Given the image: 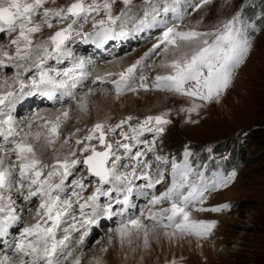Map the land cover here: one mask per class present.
<instances>
[{
	"label": "snow or ice",
	"instance_id": "snow-or-ice-1",
	"mask_svg": "<svg viewBox=\"0 0 264 264\" xmlns=\"http://www.w3.org/2000/svg\"><path fill=\"white\" fill-rule=\"evenodd\" d=\"M114 2L0 0V38L7 36L6 42L0 43V264H68L70 259L72 264H81V256H74L73 244L83 247L86 228L102 215H122L134 207V195L147 198L149 189V205L167 206L157 207L147 217L152 221L151 228L144 223L143 212L141 216L118 221L115 234L121 246H131L133 236H142L145 250L150 248L153 238L160 241L162 237L170 243L195 238L200 247L201 241L212 235L218 221L194 218L192 211L220 213L232 207L224 202L205 208L204 202L211 192L233 183L237 177L235 167L230 171L218 167L208 175L209 164L201 165L199 157L194 164V153L188 145L184 146L182 158L157 153V139L172 123L168 118L171 109L137 119L134 124L130 123L134 119L131 115L117 124L98 121L87 130V135L78 136L77 128L62 139L61 124L69 118V108L62 107L52 118L33 113L27 121H18L12 114L18 100L39 93L54 105L63 104L65 98L75 101L78 112L86 115L88 96L94 89L89 87L87 93L79 96L76 89L78 85L83 87L82 82L92 75L88 70L91 62L77 57L68 45L77 37L101 44L131 31L160 26L163 30L148 52L111 79L115 98L140 88L147 90L149 84L142 74L145 58L162 51L161 67L166 71L155 76L151 88L186 97L190 103L179 111L188 114V122L196 123L191 114H198L209 103L220 102L253 49V33L264 29V10L247 17L244 5L229 18L201 31L200 20L186 29L179 26L178 22L186 16L180 0H142L138 5L133 0H121L123 7L118 14L113 13ZM208 3L210 0H199L193 11ZM168 13L172 14L171 21L166 18ZM129 23L131 29L126 27ZM86 24H90V30H84ZM52 60L57 65L67 60L70 67H50ZM5 69L14 70L13 75L4 74ZM112 76L113 73L105 72L95 79L103 81ZM37 119L41 120L38 126L34 124ZM20 124H25L27 130L20 128ZM117 130L120 138L112 139ZM144 133L152 134L151 142L142 138ZM212 151L209 146L207 152ZM48 152L51 157L45 159ZM225 159L227 156L217 165ZM81 164L85 174L77 176ZM138 180L144 183H136ZM157 185L163 187L158 194ZM85 189H89V194H85ZM101 197L105 198L103 202ZM34 199L39 203L33 210L29 205ZM74 205L79 207V220L74 215ZM67 218L73 223L58 235ZM77 224L85 230L78 231ZM16 225L22 227L18 235L9 239L10 230ZM73 231H78V239L71 237ZM112 238L109 236L110 242ZM95 264L102 261L97 258Z\"/></svg>",
	"mask_w": 264,
	"mask_h": 264
},
{
	"label": "rangeland",
	"instance_id": "rangeland-1",
	"mask_svg": "<svg viewBox=\"0 0 264 264\" xmlns=\"http://www.w3.org/2000/svg\"><path fill=\"white\" fill-rule=\"evenodd\" d=\"M69 2L70 0H57V4ZM141 2L142 0H133V4L136 5ZM169 2L171 3V0ZM196 3H199V0H180V8L186 13L185 19L178 22L182 29L195 26L196 22L200 20L199 29L201 31L208 30L218 21L233 15L241 5H244V15L247 17H254L264 10V0H210V3L193 11ZM122 7L121 0H115L113 13L118 14ZM137 14L141 13L138 11ZM161 15L163 16V13ZM166 18L171 21L172 14L168 13ZM201 18L203 19L201 20ZM126 27L131 29L132 23ZM151 29L152 34L145 40L129 44V46L117 50L118 52L114 55H112L113 53L102 54L95 62L92 61L89 64L88 70L92 75L83 81L87 87L80 88L81 86L78 85L76 89L79 96L88 92L87 88L90 84L94 89L91 94L98 93L95 96L89 94V111L86 115L80 114L75 101L67 100V98L63 104L48 107L52 108L50 109L51 117L62 107L70 109L69 118L61 124V139L68 133L75 132L77 128L80 129L78 136H85L87 130L98 121L117 124L120 119L131 115L134 119L130 123L134 124L137 119L142 120L147 115H156L171 109L168 118L172 123L166 126L162 138H158L156 142L158 154L175 155L182 158L184 146L188 145L194 153L192 157L194 164L199 157L201 165L205 162L209 164L208 175H211V171L218 167L225 171L230 170H226L224 167L226 159L217 165V161L222 157H228V152L216 153L213 150L209 154L207 152L209 146L213 149L218 142L229 139L236 141L240 148L243 147L245 155L240 157L238 165L235 166L237 169L236 179L227 188L211 192L204 202L205 208L224 202L231 203L232 207L220 213L192 211L191 214L194 218L218 221L212 235L201 241L200 247H197L195 238L170 243L168 239L162 237L160 241L153 238L150 248L145 250L142 247V237L135 236H133L131 246L128 243L121 246L120 240H115L114 233L109 234L113 237L112 243L106 240L102 241L105 238L99 235L104 232H101L97 225V229L93 232L94 239L85 246L84 250H80L79 245L73 244L74 256H81V264H95L97 258L102 261V264H165V261L170 262L173 259L177 261V264H264V29L253 33V49L245 63L237 70L232 85L221 97L220 102L209 103L202 107L198 114L196 112L191 114V120L196 123L188 122V114L179 111L181 106H188L190 103L186 97L151 88L155 76L164 74L166 71L161 67L162 51L160 54H150L145 58L142 74L145 76V82L149 84V88L147 90L137 89L135 93L125 92L119 99L115 98L111 79L116 78L115 74L144 56V53L148 52L157 42L163 29L160 26ZM84 30H90V24H86ZM45 35H47V30ZM6 40L7 36L4 35L0 38V43H4ZM82 41L83 39L77 37L68 46L77 57L86 58L85 51L79 50ZM60 64L57 65L54 60L49 61L50 67H70L67 60ZM13 72L12 69H6L4 74L11 77ZM105 72H111L113 76L105 78L103 81L95 79L96 75L104 76ZM139 74L140 66H138L137 82H139ZM13 87L18 90V86L14 85ZM96 97L98 99H95ZM256 129L262 131L256 132ZM124 130L127 131V125L124 126ZM119 138V130H117L112 139ZM142 138L151 142L152 134L144 133ZM71 143L75 146L74 140ZM209 155L212 157L211 160H209ZM50 157L51 152H48L45 159ZM149 158H151V154H149ZM83 167V164L78 166L77 176L85 174ZM167 167L170 169V165ZM137 182L138 184L144 183L142 180ZM67 183L69 186L71 185L70 180ZM167 183H170V177ZM157 189V194L159 191H163V187L160 185H157ZM85 194H89V189H85ZM69 195H71L70 190ZM104 199L101 197V202ZM38 203V199H34L29 207L34 210ZM146 203L148 204V202ZM113 206V210L116 211L117 206L115 204ZM166 206L165 204L158 207ZM74 207L76 209L74 215L79 220V207L78 205H74ZM146 207L151 208V205H146ZM138 212L142 213L140 208H138ZM133 218L135 217L133 216ZM70 219L67 218L68 221L66 220L61 226L58 235H62L63 228L73 223ZM146 220L148 223L151 221ZM150 223L151 228L152 221ZM103 225L105 226V224ZM103 225L101 226L103 227ZM77 230L84 231L85 229L79 225ZM78 231L71 233L73 239L79 238ZM104 235L106 236L107 233ZM102 249L106 250L102 251ZM68 264H72L71 259Z\"/></svg>",
	"mask_w": 264,
	"mask_h": 264
},
{
	"label": "bare ground",
	"instance_id": "bare-ground-1",
	"mask_svg": "<svg viewBox=\"0 0 264 264\" xmlns=\"http://www.w3.org/2000/svg\"><path fill=\"white\" fill-rule=\"evenodd\" d=\"M146 30L151 34L152 33V31H151V28H146ZM132 32H135V31H131L130 32V34L132 33ZM127 35L126 36V40L127 41H129L130 39H134V37L133 36H131V35ZM142 38L144 37V34H142V36H141ZM126 42H124V43H122V44H125ZM121 45V44H120ZM80 51H83V49H79ZM96 59H97V56L96 57H94V56H92L91 54H88V58H85V60H87V61H90V62H92V61H96ZM61 63H64V61H62ZM61 65V64H60ZM6 70V69H5ZM83 83V87H80V88H84V87H87V86H85V84H84V82H82ZM89 85V87H92V86H90V84H88ZM88 89V88H87ZM91 94V93H90ZM34 95V94H33ZM33 95H28V96H25V97H23L22 99H20V100H18L17 102H16V104H15V106H14V108H13V111H15L16 109H18V108H20V107H22L21 105H23L28 99H35V98H33ZM35 95H37V94H35ZM92 95V94H91ZM95 95H98V93H95ZM94 95V93H93V95L92 96H95ZM37 98V97H36ZM89 99V98H88ZM95 99H98V97H96ZM89 101H91V100H89ZM36 101H35V103L34 104H31V105H29V106H23L21 109H20V114L21 115H18V116H16V115H14L15 116V118L18 120V121H21V120H23V121H27L28 119H30L31 117H32V114L33 113H36L38 116H40V117H47V118H50L51 117V114L52 113H50V109H52V108H47L46 106H44V107H42L44 104H42L41 106H38L35 110H33L35 107H33V105H36ZM40 103H42L41 101H40ZM91 104V103H90ZM35 111V112H34ZM56 111V110H55ZM29 113V116H28V118H25V116H26V114H28ZM56 114H53V117L55 116ZM52 118V117H51ZM38 121L40 122L41 120H39V119H37V120H35L34 121V124L36 125V126H38L40 123H38ZM19 127L20 128H22V129H25V130H27L26 129V126H25V124H20L19 125ZM36 130V128L34 127L33 128V131H35ZM138 183V182H137ZM148 192H149V195L147 196V198H145L144 196H139V197H137V196H133V199H132V202H133V204H134V208H137V210L136 211H134V213H135V215H131L130 214V217L131 218H133V216L134 217H138V216H141V213H139L138 212V208H140L141 209V211L143 212V215H144V223H146L147 225H148V227L150 228V225H151V221L148 223V220H146L147 219V216H149L152 212H155L156 210H157V207H154V206H152L151 205V208L150 207H146V205H149V204H147L146 202H148V200H150L151 199V192H152V190L151 189H149L148 190ZM139 199L137 202L138 203H136V199ZM141 201V203L139 204V202ZM19 202V201H18ZM121 207H123L122 205H121ZM127 211L128 212H132L133 213V211H132V208H128L127 209ZM140 211V210H139ZM102 217V216H101ZM115 218H116V220H114L115 221V223H113V225H111V223L109 224L108 223V226H110V227H106V226H104L103 225V227L100 229L101 230V232H104V233H107V235L105 236L104 235V233L103 234H101V235H99V236H104V238L105 239H102V241H107V242H109V243H112V240H111V242L109 241V236H111V235H109L110 233L112 234V233H114L115 234V229H116V227H117V222L119 221V220H126L127 218H126V216H124L123 217V219L121 218V216L119 215V219L117 218V216H115ZM71 220V219H70ZM68 221V220H67ZM113 222V221H112ZM94 225V224H93ZM79 226V224H77V227ZM115 226V227H114ZM88 228V227H87ZM94 230H95V227H91V228H89V230L87 231V233H89L90 235H91V237H89V236H87L86 238H89L88 239V241L87 242H85L86 244H84L83 245V247H80L79 249L80 250H84V248H85V246H87L93 239H94V234H93V232H94ZM111 230V231H110ZM18 230H16V232H17ZM18 233V232H17ZM13 237H15L16 236V233H13V235H12ZM93 237V238H92ZM142 237V236H141ZM115 240L116 241H119V237H118V235H116L115 234ZM114 240V241H115ZM114 243V242H113ZM99 244V243H98ZM83 252V251H82ZM96 253V252H95ZM94 253V254H95ZM98 253V252H97Z\"/></svg>",
	"mask_w": 264,
	"mask_h": 264
},
{
	"label": "trees",
	"instance_id": "trees-1",
	"mask_svg": "<svg viewBox=\"0 0 264 264\" xmlns=\"http://www.w3.org/2000/svg\"><path fill=\"white\" fill-rule=\"evenodd\" d=\"M256 132L262 131L261 129H256ZM213 150L216 153H223L228 152V157L224 162V167H226V170H231L233 167L238 165V162L240 161V157H244L245 151L243 150V147L238 146L236 141L233 140H226L218 142Z\"/></svg>",
	"mask_w": 264,
	"mask_h": 264
}]
</instances>
